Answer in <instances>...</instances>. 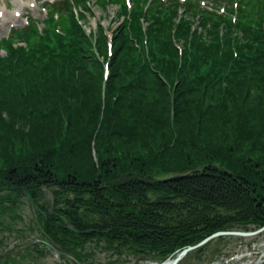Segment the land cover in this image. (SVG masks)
Returning a JSON list of instances; mask_svg holds the SVG:
<instances>
[{
	"label": "trees",
	"instance_id": "1",
	"mask_svg": "<svg viewBox=\"0 0 264 264\" xmlns=\"http://www.w3.org/2000/svg\"><path fill=\"white\" fill-rule=\"evenodd\" d=\"M133 1L97 0L102 11L118 6L112 39L101 23L88 31L89 0H62L52 25L1 43L0 187H27L44 211L42 185L54 188V210L94 230L44 216L46 234L77 260L90 235L163 261L234 223L264 225V200L244 186L264 180V0ZM7 116L31 121L24 143Z\"/></svg>",
	"mask_w": 264,
	"mask_h": 264
},
{
	"label": "rangeland",
	"instance_id": "2",
	"mask_svg": "<svg viewBox=\"0 0 264 264\" xmlns=\"http://www.w3.org/2000/svg\"><path fill=\"white\" fill-rule=\"evenodd\" d=\"M46 2L51 3L52 0H0V8L6 5L11 9L12 15L13 11L20 8L21 4L24 5L17 11L21 14L16 15L17 20L8 19L6 23H1L0 21V56L7 57L10 52V49L7 51V48H9L8 46L1 45V43L4 44V40H12L13 42L18 38L30 39V35H32L36 25L39 30L43 29L45 24L52 25L53 13L48 15L45 6ZM130 4L133 5V2L130 1ZM47 6H50V4ZM117 7V5H111L107 11H102L98 6H92V12L89 11L86 13L87 19L85 23L88 22V31H97V26L100 22L107 28L113 26L115 29L119 25V21H115L118 17L114 19L115 13L118 11ZM236 15L235 12L233 16ZM31 20L36 21L33 28L30 26ZM80 22L83 23V20L80 19ZM21 31L24 32L20 33ZM223 31L224 30H222V32ZM21 35H23L22 38L20 37ZM20 46L27 47V43L19 41L14 45L15 48ZM11 51H14V49H11ZM7 117L10 118V120H14V122L21 127V130H19L16 135L15 132L11 130V135L13 134L15 141L22 140L24 143L26 139V136H24L25 132L32 129L31 121L26 120L20 122L14 116ZM5 123L7 125L12 124L8 122L7 118ZM41 129H44V127H41ZM18 148L20 149L16 150V154L24 152L21 147ZM4 154L5 150L2 149L0 151V165L4 162ZM96 166L99 168L97 163ZM216 166L219 170L223 171L222 165L216 164ZM110 168L111 166H107L106 170L108 171ZM203 169L197 168L192 171L181 173H190L181 178H192L202 175L204 173ZM39 173H42V171H39ZM176 174L179 173L160 174V176L156 178V181L170 183V181L173 180H181V178H170V176ZM125 176L126 175H123L122 177ZM122 177L120 179H122ZM127 178L130 179V177L126 176L125 180H119V182H124ZM168 178H170V180H165ZM233 180L234 182L242 184L241 181L243 179L234 176ZM244 186L249 190L252 199L257 203L264 200V180H261L258 184L248 183L244 184ZM17 187L25 188L30 192L27 187L23 186H15L12 189L5 186L0 187V264H152L161 262V255L157 251H141L138 248L131 247L129 243L127 244L120 240L110 242L107 237H98L96 235L88 236L87 239L78 245L76 251L81 254L82 259L77 260L76 256L63 252L60 246L53 243L51 237L45 232L44 218L48 213L62 220L66 228L67 223H65L64 219L70 223L61 212L54 210L56 207V190L51 186H46V184L42 185L44 195L42 196L41 202L50 201L51 207L44 211L39 204H37L38 210L34 212L27 196H25L23 192L16 190ZM70 224L74 226L73 223ZM232 227L233 229L231 230L233 231L240 230L250 232L262 230L250 235H218L200 249H195L188 253L185 258L178 261V264L263 263L264 225H259L250 221L249 223H234ZM74 228L76 231H72L77 234L94 231L93 229H84L80 231L75 226ZM259 261L260 263H258Z\"/></svg>",
	"mask_w": 264,
	"mask_h": 264
},
{
	"label": "water",
	"instance_id": "3",
	"mask_svg": "<svg viewBox=\"0 0 264 264\" xmlns=\"http://www.w3.org/2000/svg\"><path fill=\"white\" fill-rule=\"evenodd\" d=\"M190 173L187 174H176V175H172L170 176V178H181L182 176H186L189 175ZM125 177H122V179H119L120 181L125 180ZM170 178L165 179V180H170ZM16 190L23 192L25 196H27L29 203L31 204L33 211L36 212L38 210L37 207V203L34 201V198L31 195V192H29L27 189L25 188H16ZM54 197V195H53ZM65 223H67V228L69 230H73L76 231V229L74 228L73 225H71L70 223L67 222L66 219H64ZM261 231V230H259ZM256 231H250V232H245V231H233V230H228V231H217V233H214L208 237H206L204 240H202L199 243H196L195 245H189L184 247L183 250H181V252L178 253L177 256L174 257V259L170 260L173 264H178V261L181 260L182 258L185 257V255H187L189 252H191L192 250H195V248L201 247L203 245H205L208 241L212 240L213 238L217 237L218 235H228V234H233V235H250L252 233H254ZM166 262V261H165ZM164 264V262H163Z\"/></svg>",
	"mask_w": 264,
	"mask_h": 264
},
{
	"label": "bare ground",
	"instance_id": "4",
	"mask_svg": "<svg viewBox=\"0 0 264 264\" xmlns=\"http://www.w3.org/2000/svg\"><path fill=\"white\" fill-rule=\"evenodd\" d=\"M21 6H24L23 4H21ZM21 6L20 8H18L16 11H13V15L11 14V9H9L6 5L2 6L0 8V12L3 11L2 15H0V21L1 23H6L8 19H11V20H17L16 18V12L18 10L21 9ZM262 247V246H261ZM258 257V256H257ZM263 257H264V253H263ZM255 259V258H254ZM239 260V259H238ZM256 261V260H255ZM164 264H173L170 260L169 261H166L164 262Z\"/></svg>",
	"mask_w": 264,
	"mask_h": 264
}]
</instances>
